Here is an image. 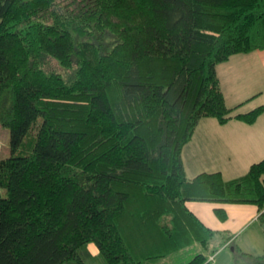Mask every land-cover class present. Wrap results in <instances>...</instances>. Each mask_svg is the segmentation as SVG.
<instances>
[{"label": "trees", "instance_id": "16d2710c", "mask_svg": "<svg viewBox=\"0 0 264 264\" xmlns=\"http://www.w3.org/2000/svg\"><path fill=\"white\" fill-rule=\"evenodd\" d=\"M259 50L264 0H0V264H146L195 243L185 264H210L230 238L211 246L187 201L264 223V158L225 180L181 157L201 119L263 114L235 113L216 69Z\"/></svg>", "mask_w": 264, "mask_h": 264}, {"label": "crops", "instance_id": "0c3cea01", "mask_svg": "<svg viewBox=\"0 0 264 264\" xmlns=\"http://www.w3.org/2000/svg\"><path fill=\"white\" fill-rule=\"evenodd\" d=\"M241 55H250L252 58H250L252 60L251 63L255 67H259L262 76L258 74L264 79V50L254 51L248 54H236L221 64L239 63L237 62L239 59L236 57H240ZM218 65L216 67L217 74ZM250 69L256 68L252 66ZM218 77L222 92L224 97H226L223 82L219 74ZM257 90L254 89L250 93H246L240 97L239 91L237 89L233 90L232 88L228 93L229 95L233 94L235 100L232 105H228V103L227 105L232 107L240 104L235 111L237 113L248 112L254 107L264 104L262 101L264 93L260 89ZM236 95H238L239 99H236ZM242 107L244 108L242 109ZM181 157L185 173L189 178L199 173L213 172H220L225 180H231L244 175L252 163L264 158V112L252 125L235 119H231L224 125H220L214 118L208 117L201 119L195 128L191 140L184 145ZM186 206L206 227L216 231V234L219 231H226L230 234V239L218 249L212 257L210 264H246L245 259L237 260L233 257V247L230 248L229 246L231 243H234L244 252L241 245L242 242L246 243V239L243 237L238 239L242 233L237 234L250 222L252 225L255 224L257 226L256 229L259 231V234L264 237V223L259 222L258 216L260 212L253 204L187 201ZM217 207L226 210L227 219L225 221H220L216 217L214 209ZM257 230L255 231L258 235ZM216 234L211 241L214 245H217L221 241L220 239L217 242L214 241L217 237ZM236 235L237 238L233 240ZM253 238L256 239V236H253ZM237 239L239 240L238 242H236ZM258 240L264 242V238L258 237ZM89 249L92 253L97 252V250L92 249L90 246ZM263 250L264 246L261 250L248 254L257 256Z\"/></svg>", "mask_w": 264, "mask_h": 264}, {"label": "rangeland", "instance_id": "374dc122", "mask_svg": "<svg viewBox=\"0 0 264 264\" xmlns=\"http://www.w3.org/2000/svg\"><path fill=\"white\" fill-rule=\"evenodd\" d=\"M241 56L236 57L237 59H239V61H237L239 63L218 65V74L220 75V78L223 82V88L226 92L225 100L228 105H232L233 101L235 100V96H233V94L229 95L228 93V91L232 88L233 90L237 89V91H239L240 97L245 95L246 93H250L254 89L256 91H258L257 89H260L264 93V79L259 76V67L257 68L251 63L252 60H250V55ZM252 66L256 69H250ZM260 75L262 76V74ZM236 99H239L238 95H236ZM262 101L264 102V97ZM260 105L264 106V104ZM243 108L244 107H242V109ZM235 113L237 112L235 111ZM9 137L10 135L8 128L0 123V159L9 157L11 155ZM1 192L4 193L3 190ZM256 228L257 226L255 224L252 225V223L250 222L237 234L239 235L242 233V235L239 236L238 239H241L242 237L246 239V243L242 242L241 245L243 251L246 253H254L257 250H261L264 246V242L258 240V237H264L259 234V231ZM255 230L258 231V235ZM229 235L230 234H228V232L226 231H219L218 234H216L217 237L214 239V241L217 242L219 239L222 241L221 238H226ZM237 235L233 240L237 238ZM253 236H256V239H254ZM238 239L236 240V242L239 241ZM212 245H214V243H211V246ZM90 247L96 250L94 245H90ZM205 251L206 250H202L200 245L192 244L189 247H184L176 251H170L162 257L157 258L154 261L147 262L146 264H185L190 261L197 253H205ZM236 259L241 260L243 259V257L239 255L236 257Z\"/></svg>", "mask_w": 264, "mask_h": 264}, {"label": "built area", "instance_id": "2783aa9c", "mask_svg": "<svg viewBox=\"0 0 264 264\" xmlns=\"http://www.w3.org/2000/svg\"><path fill=\"white\" fill-rule=\"evenodd\" d=\"M210 259H212V257H210Z\"/></svg>", "mask_w": 264, "mask_h": 264}]
</instances>
